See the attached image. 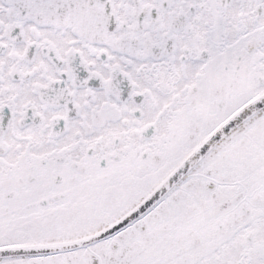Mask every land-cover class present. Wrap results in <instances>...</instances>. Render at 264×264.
<instances>
[{
	"label": "snow or ice",
	"instance_id": "1",
	"mask_svg": "<svg viewBox=\"0 0 264 264\" xmlns=\"http://www.w3.org/2000/svg\"><path fill=\"white\" fill-rule=\"evenodd\" d=\"M0 264H264V0H0Z\"/></svg>",
	"mask_w": 264,
	"mask_h": 264
}]
</instances>
